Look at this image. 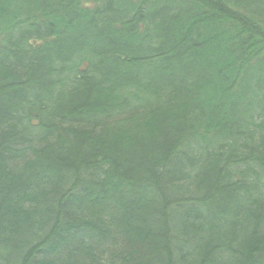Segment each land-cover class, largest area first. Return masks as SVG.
Instances as JSON below:
<instances>
[{
  "label": "trees",
  "instance_id": "16d2710c",
  "mask_svg": "<svg viewBox=\"0 0 264 264\" xmlns=\"http://www.w3.org/2000/svg\"><path fill=\"white\" fill-rule=\"evenodd\" d=\"M0 264H264V0H0Z\"/></svg>",
  "mask_w": 264,
  "mask_h": 264
},
{
  "label": "rangeland",
  "instance_id": "374dc122",
  "mask_svg": "<svg viewBox=\"0 0 264 264\" xmlns=\"http://www.w3.org/2000/svg\"><path fill=\"white\" fill-rule=\"evenodd\" d=\"M145 256H144V259H145V261L146 262H148V261H150L149 259H154L155 260V256H153V255H151L150 253H146V254H144Z\"/></svg>",
  "mask_w": 264,
  "mask_h": 264
}]
</instances>
